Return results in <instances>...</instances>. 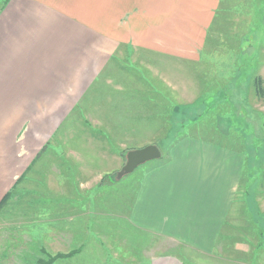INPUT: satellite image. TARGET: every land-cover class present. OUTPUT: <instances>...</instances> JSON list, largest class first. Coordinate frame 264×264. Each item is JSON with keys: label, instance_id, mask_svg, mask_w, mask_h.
<instances>
[{"label": "crops", "instance_id": "0c3cea01", "mask_svg": "<svg viewBox=\"0 0 264 264\" xmlns=\"http://www.w3.org/2000/svg\"><path fill=\"white\" fill-rule=\"evenodd\" d=\"M248 17L234 0H0V202L9 193L12 200L0 208L1 243L21 234L28 243H63L76 224L99 227V199L115 186L126 154L155 145L161 156L131 188L129 206L108 214L122 219L118 232L128 243L109 229L111 264H195L142 251L133 241L141 233L207 264H264L263 164L259 182H244L252 170L243 142L229 145L222 133L190 126L163 133L159 60L200 63L210 34L237 36L234 47L221 41L215 50L239 51L234 57L243 60L252 49L241 32ZM255 52L244 84L264 81V43ZM226 55L223 69L233 61ZM251 189L252 204L244 197ZM97 232L90 237L100 240ZM84 243L54 255L71 257Z\"/></svg>", "mask_w": 264, "mask_h": 264}, {"label": "rangeland", "instance_id": "374dc122", "mask_svg": "<svg viewBox=\"0 0 264 264\" xmlns=\"http://www.w3.org/2000/svg\"><path fill=\"white\" fill-rule=\"evenodd\" d=\"M234 4L238 10L246 8L249 12V17L243 20L241 32L245 37L244 49L250 43L252 49L242 54L243 60H236L234 56L237 51L215 50V48L220 47L221 41L226 42L224 45L226 47L235 46L237 36L220 34L209 35L207 49L204 51L205 55L200 63L191 64L167 57L159 60L161 61V74H163L165 86L164 108L168 112L164 119L166 127H164L163 133L166 136L170 132V130L167 131V126L169 128L172 127L173 130L170 132V138L171 135L177 133L178 128L182 131L183 128H189L190 126L208 132H215L216 135L222 133L224 136L222 140L228 142L227 144L229 145H232L237 140L243 142L242 147L245 149V156L249 157L248 164H246L248 167L245 166V168L250 171L252 170V173H248V178L246 173L244 182L251 183V178L254 179V182H259L260 174L263 171L261 170L263 169L262 164L264 166V81L261 83V88L263 89L260 91L254 82L244 84L242 80L245 77H252L251 66L257 54L255 48L260 42L264 43V0H258L257 3L255 0H234ZM258 9L259 12H257ZM245 22H248L249 25L245 26ZM247 42L249 43L246 45ZM226 54H229V60L232 58L233 61L227 64L228 67L223 69L222 58L223 56L226 58ZM210 55L212 58H210ZM248 63H250L249 67H247ZM176 76L178 79L173 84L170 81ZM167 144L168 139L163 141L159 146L162 153L166 150ZM151 162L153 160L138 166L131 173L116 179L115 186H112L109 194L103 199H99L101 203L97 206L104 211V214L100 212V217L98 216L93 221L99 227H93L90 221H88V224L85 222V225L84 223L80 226L76 224L78 228L76 226L70 228L72 230L71 237L68 234L64 236V239L62 238L63 240H67V242L63 241L61 243L60 237H57L53 238L56 240L55 242H51V244L44 243L42 237L39 239L36 236L38 238L35 243H28L27 238L21 234L18 238L14 235L9 237V240L14 237L13 241L7 244L3 243V245L1 242L6 240L3 238V235H6V233H2V228L0 227V249L5 252L4 259H0V264H46L55 256V253L65 252V245L69 244L75 248L76 245L81 244L84 240L85 243L83 244V250L80 251L81 253L74 254L68 258H60L52 264L113 263V259L110 258V251L112 254L115 253L116 247L114 246L113 238L111 239L110 236L113 235L116 238V234L109 233V229H115L119 235L118 239L122 242L118 244L125 246V242L126 246H128V243L124 241V236H127L125 232L123 234L120 233L122 231L118 232L120 229L123 230L120 225L122 219L116 218L113 223L110 221L108 214L115 213L122 215V206H129L131 188L137 186V182L140 181L146 168L152 164ZM252 193L255 194L251 189L248 195H244L251 204L253 196L250 194ZM260 197L264 199V189L260 193ZM11 201V199L8 200L4 206H12ZM103 202L106 206L102 205ZM108 206H116L115 212H110L111 210L108 209ZM111 224H114L115 227L108 228ZM54 229L60 230L63 228L55 227ZM76 231L78 234H76ZM91 231L95 233V236H97L96 233L99 231L100 240L91 238ZM141 234L143 236L134 237L140 240L133 241L142 251L146 248L149 253L174 252L182 254L183 258L195 264L208 263L206 258L199 256L193 251H185L172 242L164 239H151L149 235ZM40 240H42L41 243L39 242ZM72 241L74 242L72 243ZM27 255H30V258ZM120 258L122 257L120 256ZM134 258L132 259V261L135 260L133 263L143 260L138 256H134ZM122 260L128 263L127 259L122 258ZM143 262L145 263L146 261L144 260Z\"/></svg>", "mask_w": 264, "mask_h": 264}, {"label": "water", "instance_id": "95a60500", "mask_svg": "<svg viewBox=\"0 0 264 264\" xmlns=\"http://www.w3.org/2000/svg\"><path fill=\"white\" fill-rule=\"evenodd\" d=\"M161 153L157 146L148 145L140 149L132 150L126 154L125 163L116 173V179L131 173L138 166L160 158Z\"/></svg>", "mask_w": 264, "mask_h": 264}, {"label": "trees", "instance_id": "16d2710c", "mask_svg": "<svg viewBox=\"0 0 264 264\" xmlns=\"http://www.w3.org/2000/svg\"><path fill=\"white\" fill-rule=\"evenodd\" d=\"M257 82H260V83H259V85L256 86V87H259V90L262 91V89H263V88H261L262 80L259 79V80H257ZM257 82H254V84H256ZM9 197H10V193H9V194H6V195L4 196L3 200H1V202H0V208H1V206H4V205L6 204V202L9 200ZM70 254H71V253H70ZM61 257H63V254H57V255H55L54 257H52V259H50V260L48 261V263H46V264H52L55 260H57V259H59V258H61Z\"/></svg>", "mask_w": 264, "mask_h": 264}]
</instances>
